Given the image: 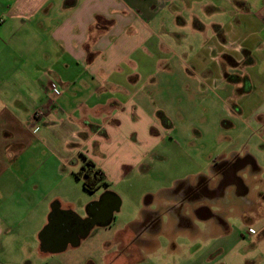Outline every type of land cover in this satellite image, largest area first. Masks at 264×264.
Returning <instances> with one entry per match:
<instances>
[{
  "label": "crops",
  "instance_id": "crops-1",
  "mask_svg": "<svg viewBox=\"0 0 264 264\" xmlns=\"http://www.w3.org/2000/svg\"><path fill=\"white\" fill-rule=\"evenodd\" d=\"M221 109L264 128V0H0V264H71L105 227L66 241L59 225L105 193L124 207L115 188H136L139 217L103 264H162L165 241L204 249L195 264H264V169L219 149L238 138Z\"/></svg>",
  "mask_w": 264,
  "mask_h": 264
},
{
  "label": "rangeland",
  "instance_id": "rangeland-1",
  "mask_svg": "<svg viewBox=\"0 0 264 264\" xmlns=\"http://www.w3.org/2000/svg\"><path fill=\"white\" fill-rule=\"evenodd\" d=\"M205 111L207 112V115L210 114V109H205ZM227 112H228L227 109L225 110L221 109V111L219 110V113L223 114L224 116L223 119L225 121V124L223 125V129L227 133L229 132L232 133V135H234L235 137L238 136V138H235L233 143L232 142L229 143V141H226L227 143H225L223 147L220 146L219 149L220 150L224 149V152H225L224 154L227 155V152L231 150L235 152H240L242 150V146L245 145L246 147H248V149L251 152L255 154V157L259 160L260 164L263 166V169H264V156L260 157V154L262 153L258 152V150L264 149V145L261 140L263 139V137L258 136V134H261V135L264 134V128L263 127L260 128L259 122L253 123L248 120L241 121V122L234 121L233 117L229 118V116L227 115ZM192 113L194 116L204 115L201 113L200 108L192 109ZM261 121L264 122V118L261 119ZM232 123H233V127H231ZM152 171L149 173L148 172L141 173L139 171H133L130 173L131 181H133V183H136V185H138V183H140V180L142 179L141 178L142 174L146 176H148V174L150 176H153L154 171L153 172ZM155 176H157V174ZM260 177L264 180V171L262 172ZM114 190L120 196H124L127 203L124 205V207H121L117 213H115L113 221L108 227H105L102 229L96 228L92 236H90V238L84 241L81 244V246H79L76 249H71L62 254L66 256V258L67 257L69 258L71 264H103L102 263L103 256L106 255L107 253L113 252L117 248L116 242H114L115 240L114 232L116 230L123 228L122 226L127 223V220H128L127 218L129 214L132 215L133 213H135L134 214L135 219L139 217V213L138 211H136L137 208H139L136 205L139 201L136 188L132 190L133 192L131 191V194L129 196L123 195V193L120 192L121 190L119 188H115ZM260 219L264 221V216H261ZM234 224L237 226V223H234ZM244 230H247L249 234H254L253 229L246 227L245 229H242V232L240 233L241 237H243ZM106 243H109V244H106ZM182 243L183 242H179V241H172V243H167L166 241L163 242L162 244L163 248L160 251V259L159 260L157 259L158 261L156 262H159L162 264L166 262H170L171 264H173V262L175 264H195L196 259L199 258V256L204 253V249L202 251L201 250L199 251L196 249L192 250L190 248H185L178 252L173 251L174 250L173 248L171 249V244H173L174 247H177V246L179 247ZM242 244H246V241L245 240L242 241ZM117 252L122 253L120 250H118ZM135 253L136 252H133L132 249H129V251L125 250L123 252L124 255L129 256V259H130L129 261H132V259L136 257L137 253L136 254ZM143 256H145L148 260H150L151 263H154L153 262L154 260L152 261V257L150 253H148V251L143 252ZM236 259L238 258L236 257Z\"/></svg>",
  "mask_w": 264,
  "mask_h": 264
},
{
  "label": "water",
  "instance_id": "water-1",
  "mask_svg": "<svg viewBox=\"0 0 264 264\" xmlns=\"http://www.w3.org/2000/svg\"><path fill=\"white\" fill-rule=\"evenodd\" d=\"M120 201L112 193L103 194L100 199L92 205L94 208L93 215L86 220H82L76 217L74 223L68 220H64L61 225H59V232L62 234L63 239L67 241L71 236L79 235L84 237L93 226H108L112 222L114 213L119 211ZM77 227V228H76ZM53 226L51 223L46 227L43 234L46 236L48 231H51ZM74 233V234H72ZM49 239L53 236H49ZM77 240V237H76Z\"/></svg>",
  "mask_w": 264,
  "mask_h": 264
},
{
  "label": "trees",
  "instance_id": "trees-1",
  "mask_svg": "<svg viewBox=\"0 0 264 264\" xmlns=\"http://www.w3.org/2000/svg\"><path fill=\"white\" fill-rule=\"evenodd\" d=\"M75 176L83 179V189L88 193H94L101 184L99 170H96L94 164L90 161L86 162L82 171L76 173Z\"/></svg>",
  "mask_w": 264,
  "mask_h": 264
},
{
  "label": "built area",
  "instance_id": "built-area-1",
  "mask_svg": "<svg viewBox=\"0 0 264 264\" xmlns=\"http://www.w3.org/2000/svg\"><path fill=\"white\" fill-rule=\"evenodd\" d=\"M43 116V111L42 110H36L34 113H33V121L34 122H37L38 120H40Z\"/></svg>",
  "mask_w": 264,
  "mask_h": 264
}]
</instances>
